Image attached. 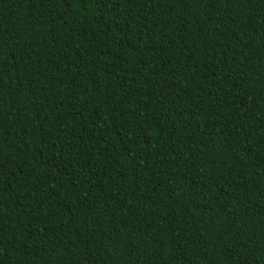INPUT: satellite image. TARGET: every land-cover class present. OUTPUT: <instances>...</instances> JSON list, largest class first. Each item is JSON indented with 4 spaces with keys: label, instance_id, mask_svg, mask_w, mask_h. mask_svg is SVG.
<instances>
[{
    "label": "trees",
    "instance_id": "16d2710c",
    "mask_svg": "<svg viewBox=\"0 0 264 264\" xmlns=\"http://www.w3.org/2000/svg\"><path fill=\"white\" fill-rule=\"evenodd\" d=\"M0 264H264V0H0Z\"/></svg>",
    "mask_w": 264,
    "mask_h": 264
}]
</instances>
